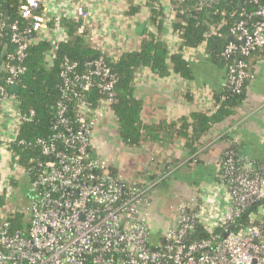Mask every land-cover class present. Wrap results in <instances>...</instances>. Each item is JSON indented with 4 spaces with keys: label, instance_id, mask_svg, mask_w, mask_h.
Returning <instances> with one entry per match:
<instances>
[{
    "label": "built area",
    "instance_id": "1",
    "mask_svg": "<svg viewBox=\"0 0 264 264\" xmlns=\"http://www.w3.org/2000/svg\"><path fill=\"white\" fill-rule=\"evenodd\" d=\"M197 1L203 5L215 0ZM47 2L26 0L20 9V15L30 20L31 30L23 34L17 22L11 26L16 52L9 56L8 76L0 83V126L8 122L10 129L0 134V194L5 197L0 209V264H264V231L257 225L261 218L252 217L240 230L229 229L247 208L264 200V164L254 166L249 158L238 167L233 156L225 164L228 179L221 188L228 201L216 225L209 221L210 205L196 199L177 207L174 225L155 227L159 212L153 201L154 187L166 176H158L153 184L147 175L127 179L116 173L114 161L94 145L97 132L109 118L114 119L112 108L117 102L116 76L103 57L82 76L76 74V63L65 60L53 135L36 142L40 156L28 168L19 164L13 147L27 146L18 140L20 126L34 112L23 115L8 88L19 85L26 71V51L47 23ZM78 15L89 17L83 6ZM254 17L258 22L252 26L240 20L230 29L234 41L220 55L236 59L227 68L224 84L236 92L254 76L242 57L264 49V6L247 18ZM4 26L0 22V29ZM95 78L104 79L100 88L105 97L93 108L77 86L88 91ZM68 102H75L74 110L70 111ZM20 176L28 177L32 198L26 207H11L8 202L17 186L14 178ZM20 214L24 226L17 228L13 219ZM195 223L211 234L224 228V234L187 243Z\"/></svg>",
    "mask_w": 264,
    "mask_h": 264
},
{
    "label": "crops",
    "instance_id": "2",
    "mask_svg": "<svg viewBox=\"0 0 264 264\" xmlns=\"http://www.w3.org/2000/svg\"><path fill=\"white\" fill-rule=\"evenodd\" d=\"M155 1L153 5L150 0H48L45 4L47 23L37 33V41L50 42L56 48L69 38L62 21L72 20L80 24L77 32L85 34L91 48L117 61L126 53L140 50L149 36H156L169 46L171 55L183 51L191 66L192 78L183 79L175 73L159 78L148 67L139 69L135 79L136 97L143 100L147 122H177L195 111L215 110L216 96L222 93L227 81L225 63L218 58L220 54L215 55L210 42L197 49L182 50L174 29L177 13L173 0ZM80 6L89 13L88 18L78 15ZM155 10L160 14V24L153 21ZM54 52L53 49L51 54ZM254 59L257 61L255 73L244 105L235 116L214 126L192 156L187 142L182 139H175L170 148L156 144L128 147L119 137L117 123L112 117L97 132L94 145L114 161L117 174L136 180L147 175L151 183L160 175L166 176L154 190L155 194L166 184L163 190L171 191L163 201L166 207L158 209L156 204L159 216L155 227L158 230L174 225L181 203L192 204L196 199L210 205L209 221L213 226L218 223L228 201L222 184L217 183L219 163L232 144L239 145L252 160L264 162V55L258 54ZM8 124H1L0 134L5 129L10 130ZM227 134L230 139L225 141L223 136ZM195 156L199 162H190Z\"/></svg>",
    "mask_w": 264,
    "mask_h": 264
},
{
    "label": "trees",
    "instance_id": "3",
    "mask_svg": "<svg viewBox=\"0 0 264 264\" xmlns=\"http://www.w3.org/2000/svg\"><path fill=\"white\" fill-rule=\"evenodd\" d=\"M155 5V0H150ZM177 23L174 26L179 36L181 49H197L206 42L211 43L215 55L220 54L224 48L234 39H231L230 29L240 20L252 26L258 22V18L248 19L259 7L264 6V0H215L208 4L199 5L197 0H173ZM26 4V0H0V22L4 27L0 29V83H4L8 76L6 66L9 56L16 52V47L11 43V26L18 23L21 32L31 30L29 19L20 15V9ZM7 13V14H6ZM245 14V17H240ZM159 12H153V21L160 24ZM63 26L68 31L69 38L59 43L56 48L50 42L34 41L30 43L26 51L25 73L19 79V91L14 93L12 87L8 88L10 94L17 99L20 112L29 115L34 112L30 120L23 122L20 126L18 140L25 141L27 146H15L14 155L18 156L19 164L28 168L30 161L40 156V150L36 146L39 139L49 140L53 135V127L56 122L55 112L57 106L62 102L60 73L63 70L65 60L77 64L76 74L79 76L87 74L92 69V63L103 57L112 74L116 76L114 86L117 102L112 111L117 123L118 135L122 142L131 148L156 144L164 148L173 146L175 139L185 140L190 155H194L201 148V140L210 130L229 118L235 116L244 105L252 80L245 81L240 92H236L233 86L224 88L222 93L216 96L215 110L192 112L177 122L163 121L160 123L147 122L144 117V103L136 97L135 79L137 71L141 68H150L159 78L169 77L172 73L183 79L192 78V69L183 53H169V46L156 38L149 36L141 45L140 50L124 54L119 60L112 61L101 52L91 48L85 38V34H79V23L72 20H63ZM33 36L36 32L32 31ZM55 50L53 58L49 55ZM264 55V49L249 57H242L247 64L249 73L254 74L256 60L254 57ZM217 57V56H216ZM226 67L234 64L236 59H224ZM104 79L95 78L88 91H84L83 85L77 86V92L93 108L99 106L100 100L104 99L100 85ZM70 111L74 110L75 102H68ZM225 141L230 136L224 135ZM201 145V146H200ZM234 157L236 166H240L245 158L254 164L261 166L264 162H257L247 156L237 144H232L224 151L219 163L218 184H225L228 177L225 174V164L230 157ZM195 156L190 162H199ZM155 179V178H154ZM5 197L0 194V209L4 207ZM260 217L258 226L264 231V200L252 204L237 219L235 224L229 226L230 230L237 231L249 225L252 217ZM23 215L15 217L14 225L22 228ZM224 228H217L213 234L209 233L200 224L194 226V230L188 233L187 243L209 240L211 235H223Z\"/></svg>",
    "mask_w": 264,
    "mask_h": 264
},
{
    "label": "rangeland",
    "instance_id": "4",
    "mask_svg": "<svg viewBox=\"0 0 264 264\" xmlns=\"http://www.w3.org/2000/svg\"><path fill=\"white\" fill-rule=\"evenodd\" d=\"M14 180L17 182V186H14L15 189L13 190V194H12L13 198L10 199L8 203L11 207H26L28 205V203L30 202V199L32 198V193L29 189L28 177L20 176V178H18V179L14 178ZM164 186L167 187L166 184H164ZM164 186L161 185L157 189V191H155L156 193L153 195V201L155 203V206L157 204L158 209H161L162 206L164 207L165 204L163 201L171 192L170 190L169 191L163 190ZM154 190H156V188ZM155 197H156V199H155ZM169 199H170V203H171V198H169ZM165 207H166V205H165Z\"/></svg>",
    "mask_w": 264,
    "mask_h": 264
},
{
    "label": "water",
    "instance_id": "5",
    "mask_svg": "<svg viewBox=\"0 0 264 264\" xmlns=\"http://www.w3.org/2000/svg\"><path fill=\"white\" fill-rule=\"evenodd\" d=\"M7 14V13H6ZM232 39V38H231ZM0 63H2V59L0 60ZM19 89H20V87H19V85H16V86H13L12 87V91L14 92V93H17L18 91H19Z\"/></svg>",
    "mask_w": 264,
    "mask_h": 264
}]
</instances>
